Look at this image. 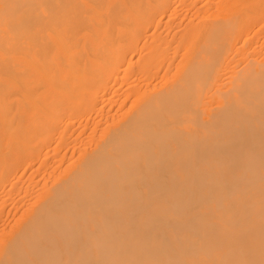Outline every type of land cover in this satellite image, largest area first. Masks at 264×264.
Here are the masks:
<instances>
[{"label": "bare ground", "instance_id": "obj_1", "mask_svg": "<svg viewBox=\"0 0 264 264\" xmlns=\"http://www.w3.org/2000/svg\"><path fill=\"white\" fill-rule=\"evenodd\" d=\"M0 264H264V0H0Z\"/></svg>", "mask_w": 264, "mask_h": 264}]
</instances>
